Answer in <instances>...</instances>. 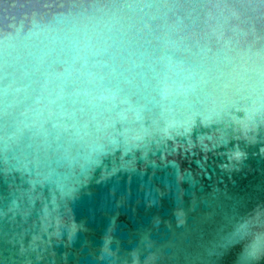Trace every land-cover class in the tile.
<instances>
[{
	"label": "water",
	"instance_id": "95a60500",
	"mask_svg": "<svg viewBox=\"0 0 264 264\" xmlns=\"http://www.w3.org/2000/svg\"><path fill=\"white\" fill-rule=\"evenodd\" d=\"M264 0H0V264H264Z\"/></svg>",
	"mask_w": 264,
	"mask_h": 264
},
{
	"label": "clouds",
	"instance_id": "9594fccd",
	"mask_svg": "<svg viewBox=\"0 0 264 264\" xmlns=\"http://www.w3.org/2000/svg\"><path fill=\"white\" fill-rule=\"evenodd\" d=\"M258 237H253L252 241H249L248 245L242 249V254L246 253V255L256 261L264 258V252L260 250V248L256 244V240Z\"/></svg>",
	"mask_w": 264,
	"mask_h": 264
}]
</instances>
